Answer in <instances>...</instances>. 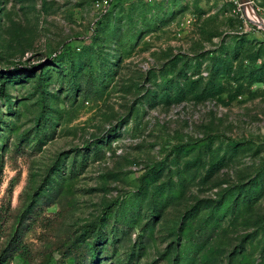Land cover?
<instances>
[{
  "label": "rangeland",
  "instance_id": "rangeland-1",
  "mask_svg": "<svg viewBox=\"0 0 264 264\" xmlns=\"http://www.w3.org/2000/svg\"><path fill=\"white\" fill-rule=\"evenodd\" d=\"M250 2L0 0V252L18 232L29 250L11 264H90L96 225L95 264H264Z\"/></svg>",
  "mask_w": 264,
  "mask_h": 264
},
{
  "label": "trees",
  "instance_id": "trees-1",
  "mask_svg": "<svg viewBox=\"0 0 264 264\" xmlns=\"http://www.w3.org/2000/svg\"><path fill=\"white\" fill-rule=\"evenodd\" d=\"M41 79L42 77H40V80ZM98 226L99 225H96L95 227L92 228V230L87 231L89 232L87 235V239L92 246L91 251L93 253V255L90 254L89 256V258L92 259V262L90 264H95V260H96L95 258H98L99 252L107 244L108 236L104 232H100L96 234L95 230L96 228H98ZM71 254H69V256ZM28 255H29V250L23 240V235H21L18 232L12 236V238L8 242V245L1 250L0 264H11L16 258V256H20L21 258L26 259ZM76 264H85V263L77 261Z\"/></svg>",
  "mask_w": 264,
  "mask_h": 264
},
{
  "label": "water",
  "instance_id": "water-1",
  "mask_svg": "<svg viewBox=\"0 0 264 264\" xmlns=\"http://www.w3.org/2000/svg\"><path fill=\"white\" fill-rule=\"evenodd\" d=\"M241 1H242V3H244V4H250V3H251L250 0H241ZM258 24H260V26L264 28V23L261 24V21H260V20L258 21Z\"/></svg>",
  "mask_w": 264,
  "mask_h": 264
},
{
  "label": "bare ground",
  "instance_id": "bare-ground-1",
  "mask_svg": "<svg viewBox=\"0 0 264 264\" xmlns=\"http://www.w3.org/2000/svg\"><path fill=\"white\" fill-rule=\"evenodd\" d=\"M252 19H254V20H256V22H258L256 18L253 17ZM263 23H264V22H261V24H263Z\"/></svg>",
  "mask_w": 264,
  "mask_h": 264
},
{
  "label": "built area",
  "instance_id": "built-area-1",
  "mask_svg": "<svg viewBox=\"0 0 264 264\" xmlns=\"http://www.w3.org/2000/svg\"><path fill=\"white\" fill-rule=\"evenodd\" d=\"M147 1L151 2V1H155V0H147ZM105 3H107V1H105Z\"/></svg>",
  "mask_w": 264,
  "mask_h": 264
}]
</instances>
